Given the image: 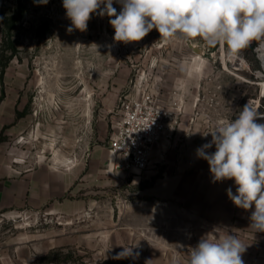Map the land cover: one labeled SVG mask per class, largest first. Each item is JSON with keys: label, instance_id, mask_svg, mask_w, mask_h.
I'll return each instance as SVG.
<instances>
[{"label": "rangeland", "instance_id": "rangeland-1", "mask_svg": "<svg viewBox=\"0 0 264 264\" xmlns=\"http://www.w3.org/2000/svg\"><path fill=\"white\" fill-rule=\"evenodd\" d=\"M113 7L122 9L116 0ZM109 19L94 13L86 31L69 33L63 0H0V144L30 168L78 169L77 206L0 217V264H187L202 238L235 235L188 231L203 187L185 200L157 190L170 175L164 162L140 176L117 171L109 138L124 97L153 95L177 111L179 126L202 134L247 104L264 123L261 88L246 72L222 70L210 55L216 46L209 52L199 37L166 42L153 29L141 41L115 42Z\"/></svg>", "mask_w": 264, "mask_h": 264}, {"label": "clouds", "instance_id": "clouds-1", "mask_svg": "<svg viewBox=\"0 0 264 264\" xmlns=\"http://www.w3.org/2000/svg\"><path fill=\"white\" fill-rule=\"evenodd\" d=\"M63 0L71 21L67 31H86L92 14L107 15L114 29L113 40L138 42L153 29L166 42L199 37L208 46H219L227 59L257 43L264 48V0ZM47 4L48 0H39ZM101 5H104L101 8ZM261 114L247 104L235 119L220 120L211 141L198 148L197 156L208 162L213 181L233 180L235 194L228 188L233 204L250 210V228L264 232V123ZM205 134V135H207ZM215 145V151L208 149ZM246 250L235 235L202 238L191 248L187 264H244ZM128 249L120 256H126Z\"/></svg>", "mask_w": 264, "mask_h": 264}, {"label": "crops", "instance_id": "crops-1", "mask_svg": "<svg viewBox=\"0 0 264 264\" xmlns=\"http://www.w3.org/2000/svg\"><path fill=\"white\" fill-rule=\"evenodd\" d=\"M213 130L210 125H206L200 134L197 127L185 125L183 122L170 139L162 138L154 151L150 168L156 163L164 162V168L169 169L170 175L166 174L160 179L156 189L169 192L166 193L171 198L185 200L189 190L203 187L208 195L204 198L201 209L189 217L190 222L186 224L188 231L234 232L235 235L238 233L237 235L241 237L238 239L246 245V250L242 254L244 264H264V232L250 228V217L254 207L250 210L236 207L226 191L231 188L235 194L234 181L214 182L208 162L197 156L196 150L211 141V134L207 133ZM214 151L215 145L208 149L209 153ZM112 157H114V165L115 156ZM67 167L68 165L66 168L27 167L0 144V217L10 213L37 212L45 208L60 210V208L77 206L74 197L77 190L78 169L77 167L67 169ZM200 168L202 176L197 175ZM185 171L191 174L185 175ZM182 184L188 186L187 192L181 188ZM186 200L189 202L190 199ZM122 264L156 263L125 259ZM174 264H181L179 257Z\"/></svg>", "mask_w": 264, "mask_h": 264}, {"label": "built area", "instance_id": "built-area-1", "mask_svg": "<svg viewBox=\"0 0 264 264\" xmlns=\"http://www.w3.org/2000/svg\"><path fill=\"white\" fill-rule=\"evenodd\" d=\"M210 47L207 49L209 52ZM210 55L212 58L219 55L223 61L225 54L216 46ZM224 61L222 70L227 71V67L234 72H246L261 88L264 82V48H259L256 42L242 51L239 58L225 57ZM261 98H264L262 94ZM119 117L109 138V149L115 156L114 168L129 176L143 175L149 171L154 151L162 138L170 139L178 128L179 114L160 105L155 96L146 94L135 99H120Z\"/></svg>", "mask_w": 264, "mask_h": 264}, {"label": "bare ground", "instance_id": "bare-ground-1", "mask_svg": "<svg viewBox=\"0 0 264 264\" xmlns=\"http://www.w3.org/2000/svg\"><path fill=\"white\" fill-rule=\"evenodd\" d=\"M203 53H204V52L201 51V57H202V58L198 57V59H199L201 62L204 61V58H203V56H202ZM222 60H223V61L225 60V55L223 56ZM224 62H225V61H224ZM202 65H203V64H202ZM226 70L229 71V72H232V71H231L229 68H227V67H226ZM261 94H262V96H264V82L261 83ZM112 158H114V157H112ZM113 160H114V159H113Z\"/></svg>", "mask_w": 264, "mask_h": 264}]
</instances>
